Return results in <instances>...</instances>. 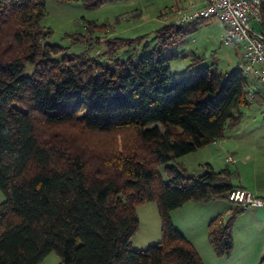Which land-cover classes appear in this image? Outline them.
<instances>
[{"label":"trees","instance_id":"trees-1","mask_svg":"<svg viewBox=\"0 0 264 264\" xmlns=\"http://www.w3.org/2000/svg\"><path fill=\"white\" fill-rule=\"evenodd\" d=\"M107 1L85 0L90 7ZM261 10L264 17V0ZM45 17L46 0H0V264H40L51 251L60 264H204L171 212L191 200L228 198L242 186L209 162L198 174L167 164V178L160 166L224 137L239 122L235 109L249 104L252 81L240 64L171 71L179 55L165 51L185 41L186 24L209 18L166 23L152 46L146 40L139 55L110 62L49 41ZM66 35L74 44L88 36ZM106 40L114 54L139 39ZM94 133L111 141L119 135V144ZM149 201L158 204L161 239L138 248L137 209ZM237 207L208 224L219 256L232 254L244 210Z\"/></svg>","mask_w":264,"mask_h":264},{"label":"rangeland","instance_id":"rangeland-1","mask_svg":"<svg viewBox=\"0 0 264 264\" xmlns=\"http://www.w3.org/2000/svg\"><path fill=\"white\" fill-rule=\"evenodd\" d=\"M201 1L111 0L99 6L90 7L85 0L64 2L46 0L44 25L46 27L51 26L53 29V34L48 40L70 46L67 48L69 53L88 54L103 61L113 62L116 56L139 55L143 51V44L146 40L152 46L155 43L154 34L157 29L166 23L183 22V12L190 11L198 6ZM87 21H94L98 25L97 27L96 25L93 27L90 25L89 31ZM254 27L257 30L264 28L262 24L256 22ZM185 28L189 29L185 41L165 51L166 55L174 53L179 55L169 62L172 72L183 74L191 70L192 66L210 64L227 71L241 63L240 45L226 44L223 41L222 35L225 27L216 18L186 24ZM78 32L88 36L86 40H84V37H80V42L74 44L73 39L67 36L66 33ZM109 37H133L139 40L136 45L119 48L112 54V47L109 46L106 40ZM33 68L34 66L29 64L26 73L31 74ZM249 101V104L235 109V112L240 114L239 122L236 125L230 122L224 137L219 139L218 142L208 144L162 164L160 170L164 178H167L164 170L167 164L180 163L188 171L198 174L203 171L208 162H211L215 170H224V176L227 175L226 177L234 184L239 183L241 178L242 182L247 183L250 187L254 188V185H258L261 194L255 193L258 192L257 190L252 191L264 200V99L258 94L256 98L250 97ZM150 125H154V123ZM64 128H67V126H58L56 129L63 132L65 131ZM73 131L77 135V130L74 129ZM59 134H65L68 137L73 136L71 132ZM65 135L63 136L67 139ZM92 135L97 136V140L104 141L109 146L119 144V135L116 141L110 140V138L112 139L111 134L102 137L97 133L90 136ZM231 155L237 159V163L228 161L227 158ZM5 199L6 195L0 188V203ZM188 202L190 203L183 208V211H188L189 215H186V217H193V220L190 221L189 218H186V222L189 221L190 226L193 225L196 219L200 222L199 217H207L212 220L215 216L222 214L224 219H227L238 209L228 198H219L210 203L197 200ZM144 205L146 206L142 209L141 207ZM137 212L140 227L134 234L132 242L136 247L140 245V247L145 248L152 241H157V239L151 241L146 239L145 227L149 225L147 220L153 219V217H158L159 222H161L158 204L156 201L146 202L138 206ZM181 218L184 220V217ZM185 229L189 230L188 223H186ZM206 229H208V226H206ZM233 233L234 248L230 256H219L209 243L207 235H205L209 251H201L204 264H264V205L244 209L238 213ZM158 238L161 239V232H159ZM198 243L201 244V241L198 240ZM60 263V255L56 251H51L40 264Z\"/></svg>","mask_w":264,"mask_h":264},{"label":"built area","instance_id":"built-area-1","mask_svg":"<svg viewBox=\"0 0 264 264\" xmlns=\"http://www.w3.org/2000/svg\"><path fill=\"white\" fill-rule=\"evenodd\" d=\"M262 0H203L201 5L184 11L183 19L216 18L224 25L222 39L226 44L241 47L240 68L251 81L249 96L259 95L264 99V28L257 30L254 23L264 24L261 10ZM264 27V25H263ZM228 161L237 162L232 155ZM227 197L242 209L264 205V200L252 190L237 187Z\"/></svg>","mask_w":264,"mask_h":264},{"label":"crops","instance_id":"crops-1","mask_svg":"<svg viewBox=\"0 0 264 264\" xmlns=\"http://www.w3.org/2000/svg\"><path fill=\"white\" fill-rule=\"evenodd\" d=\"M202 3H203V0L201 1V3L199 5H201ZM218 141H216V142H218ZM213 143H215V142H213ZM209 163H211V162H209ZM237 185L251 189L253 191L257 190L258 192H255L257 194L260 193L258 185H256V186L254 185V188L250 187L247 183L242 182L241 178H240V182L237 183ZM189 203L190 202H187V203L183 204L182 206L172 210L171 216H172V219H173V222L175 223V225L194 243V245L196 246V248L198 249V251L200 252V254L202 256V253H201L202 250L206 251V252L209 251V245H207V242L205 241V235H207V237L209 239L208 229H206V226H208V222H209L210 218L199 217L198 219H200V222L196 219V221L193 223V225L190 226L189 221L193 220V217H186V215H189L188 211L187 210L183 211L184 210L183 208ZM203 203H206V202H203ZM145 206L146 205L142 206L141 208L143 209ZM181 217H184L185 221ZM186 218H189V221L186 222ZM147 221H148L149 225L145 227L146 228V235H145L146 239H148L149 241H151L152 239H157V241H158V239H160L158 237H159V232H161V222H159L158 217H153V219H150ZM186 223H188V229H189L188 231L185 229ZM141 228H143V226H141ZM198 240L201 241V244L198 243ZM153 242H156V240L152 241L151 243H153ZM209 243L211 244L210 240H209ZM211 246H212V244H211ZM137 247L142 248V247H140V245H137Z\"/></svg>","mask_w":264,"mask_h":264}]
</instances>
